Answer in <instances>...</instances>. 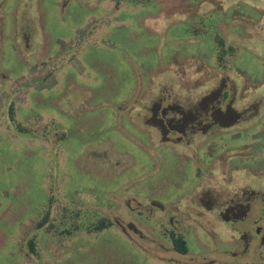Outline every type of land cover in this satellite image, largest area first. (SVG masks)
I'll use <instances>...</instances> for the list:
<instances>
[{
  "label": "rangeland",
  "instance_id": "374dc122",
  "mask_svg": "<svg viewBox=\"0 0 264 264\" xmlns=\"http://www.w3.org/2000/svg\"><path fill=\"white\" fill-rule=\"evenodd\" d=\"M219 100L241 124L157 129L162 107ZM191 188L214 204L264 195V0H0V264H264V241L214 211L187 254L164 250L157 213Z\"/></svg>",
  "mask_w": 264,
  "mask_h": 264
},
{
  "label": "flooded vegetation",
  "instance_id": "af4514ba",
  "mask_svg": "<svg viewBox=\"0 0 264 264\" xmlns=\"http://www.w3.org/2000/svg\"><path fill=\"white\" fill-rule=\"evenodd\" d=\"M206 96V95H205ZM223 99L222 101H225L226 97L229 98L231 97V93L229 91H225L221 93L220 95ZM222 118V117H221ZM245 119V118H244ZM242 120L235 123L234 125L241 124ZM204 129L202 126L199 127ZM199 135L197 134H191L189 136H196ZM205 135V134H203ZM194 197V188H191L186 192V207L184 209V215L188 216V220H184L178 212H182L181 207H176L177 209L175 210L174 213H171L169 217H165V211L163 210L160 213H157V227H159V231L162 233V237L168 241L170 246L167 248L165 245V249L162 248L161 250H169L171 252H175L178 255L184 256L185 254L180 253L179 251L176 250L174 244H173V239L172 238H177L179 235L185 234V236H182V240L186 244V247H189L187 245L188 238L192 237L193 234L195 236H199L198 233H204V229L199 228V223L204 222V215H208L209 211H214L215 213V219L220 220L221 224H229L232 226H235V228L239 229L238 236L239 237H248L247 240H249L252 236L256 235V237L260 238L259 241H264V231L261 230V227L258 226V218H261L262 215H264V195L263 197H259L254 191L250 193V196L246 198L244 201H239V202H232L228 204H221V203H213L211 200L210 201H201L198 202V204H194L192 202V198ZM258 199H261L260 201H257ZM182 200V199H181ZM256 200V202H254ZM182 202V201H181ZM181 202L179 204H181ZM257 205L258 207H254V205ZM257 211V212H256ZM164 214V215H163ZM258 215L257 218L255 216ZM168 221V222H167ZM192 221H195L196 223L194 224ZM215 220L214 222H216ZM194 224V225H193ZM191 231L186 230V226H192ZM250 226H253L254 229L250 228ZM251 232H254V235L251 234ZM160 233V232H159ZM176 234V236H175ZM249 234V235H248ZM174 235V236H173ZM178 235V236H177ZM252 241V239H251ZM159 242H163L162 240H159ZM160 247H162L160 245ZM188 253V248L187 252ZM202 264H207L206 261L202 260Z\"/></svg>",
  "mask_w": 264,
  "mask_h": 264
},
{
  "label": "trees",
  "instance_id": "16d2710c",
  "mask_svg": "<svg viewBox=\"0 0 264 264\" xmlns=\"http://www.w3.org/2000/svg\"><path fill=\"white\" fill-rule=\"evenodd\" d=\"M136 1L142 3L148 2V0H136ZM214 40L217 43L218 66L220 68H226V59L224 57L225 55L228 54V51L232 52L233 49L231 47L229 48L226 47L221 37L219 36H215ZM222 99L223 98L221 97V100ZM225 99H227V97ZM221 100H219L220 102L219 105L214 104L212 108H208V109L203 108V112H200V114L197 108H195L194 110H189V109H183L181 107L174 108L172 105H168L167 107H162L163 110L162 111L160 110V112L157 113V115L159 114V116L161 114V117L159 118L157 117L158 120V124L156 125L157 129L163 135H166V133H168L169 132L168 130L170 129H171L170 132L172 133L178 132L186 135L198 133L199 135H202L208 133L212 129L226 130L234 126L235 123L244 119V115L246 114V111L240 112L237 109H234L233 106H231L230 104L223 107L224 105ZM200 108H202V106ZM161 124H163V128L160 127ZM201 126L204 129L199 128ZM19 130L25 131V129L23 128ZM192 202L195 205L198 204V202H196V200L194 201L193 198H192ZM48 205L49 203L46 204L47 207ZM185 207H183L182 209H184ZM66 218L67 217H65L64 219ZM70 218L72 220H76L73 217ZM47 223H48V209H46V212L42 214L40 220L34 225L35 226L34 228L35 229L41 228L47 225ZM111 224L112 222L110 220L106 218H102L98 220L94 225H91L90 229H92L93 231H101L106 227L111 226ZM223 225L225 226V224ZM52 226L53 225L50 224V228ZM73 227L76 228L77 226H73ZM71 230L67 228L64 230V232L70 233ZM234 233H236V231ZM172 239L176 250L182 254H186L187 247L184 241L182 240V237L179 235L177 238H172ZM26 246L30 251H34L35 245L33 239L26 241Z\"/></svg>",
  "mask_w": 264,
  "mask_h": 264
}]
</instances>
